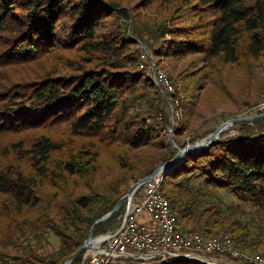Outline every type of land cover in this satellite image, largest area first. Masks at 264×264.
Returning <instances> with one entry per match:
<instances>
[{"label":"trees","instance_id":"1","mask_svg":"<svg viewBox=\"0 0 264 264\" xmlns=\"http://www.w3.org/2000/svg\"><path fill=\"white\" fill-rule=\"evenodd\" d=\"M137 41L154 59L190 66L184 77L174 66L167 74L184 116L173 140L184 148L178 137L202 117L210 87L230 99L226 70L250 82L264 64V0H0V264H65L132 181L175 156L166 102ZM239 125L238 136L226 130L183 158L160 189L182 230L225 231L264 253L263 227L234 219L211 193L264 214V117L255 129ZM123 211L94 236L115 229ZM49 234L60 245L43 256L29 239Z\"/></svg>","mask_w":264,"mask_h":264},{"label":"built area","instance_id":"2","mask_svg":"<svg viewBox=\"0 0 264 264\" xmlns=\"http://www.w3.org/2000/svg\"><path fill=\"white\" fill-rule=\"evenodd\" d=\"M141 58L147 61V70L159 80L160 92L169 115L166 132L170 141L171 137L174 138L176 128L175 95L171 86L151 68L150 54L143 52ZM157 179L158 175L139 188L129 200L120 224L115 229L94 238L83 257L84 260L89 259L87 264H157L172 256L200 257L213 264L217 263L216 257L228 252L233 254L235 264H264V260H251L249 255L240 256L233 249L219 247V238L206 237L197 231L188 233L177 230L174 224L176 215L169 213L170 202L157 194ZM211 256L216 257L212 259Z\"/></svg>","mask_w":264,"mask_h":264},{"label":"rangeland","instance_id":"3","mask_svg":"<svg viewBox=\"0 0 264 264\" xmlns=\"http://www.w3.org/2000/svg\"><path fill=\"white\" fill-rule=\"evenodd\" d=\"M150 56L153 57L152 55ZM154 64L164 71L167 70L168 71V72L166 71L167 74L171 73L170 69H172L171 68L172 66L176 68L175 69L177 71L176 74L178 72L179 73L182 72L183 77L190 72L189 71L190 66L188 62H186V64L185 62H177V61H172L170 63L169 61L164 59L163 60L154 59ZM254 71H255V79L249 82L245 78L243 72L240 71L239 69H231L229 71L226 70L229 76L227 79L224 78L225 87H223V91L226 94H228V97L230 96V99L228 101L227 100L221 101L219 99L220 90L217 87L211 86L207 92L208 95L203 97L204 99L203 104L199 103L200 104L199 109L202 117L191 123L189 129L184 131L181 137H178L180 142L182 143L184 142L186 144L185 141H188L189 139L190 142L188 144H192L191 143L192 138H195V141L193 143L200 141L211 134L210 133L208 135H205L207 134V132L218 128L222 123H224L227 120L246 118L249 116H257V115L261 116L259 118L264 117L262 116L264 114V92L262 93L257 92L259 88L264 89V64L256 65L254 67ZM179 107H180V101H179ZM166 113H167V106H166ZM182 121H184V116L181 113V118L178 120V125L180 124V122L182 124L183 123ZM249 125L251 129H255V126L252 125V122H249ZM239 132H240V125L236 124L228 128L225 136L226 137L238 136ZM186 146L187 145H185V147ZM136 181L135 180L132 181L130 183L129 188ZM211 193H215L216 196L221 198L223 207H227L228 210L234 213L232 215L234 219L239 218L238 221L243 223L252 222L253 225H255L256 227L262 226L264 229V214L257 212L255 209L251 208V206L241 205L239 201L229 193H225V192H211ZM216 196H214V198ZM126 205L127 202H124V204L121 206L124 209V211ZM123 214L121 216H123ZM121 218L122 217H119L118 219V225L120 224ZM197 232H202V231H197ZM231 236L235 238L236 246L239 247L241 245L240 242H242V239L233 234H231ZM29 242L31 247L35 248L43 256H49L51 253L57 250L60 245V239L58 237L53 236L52 234L45 236L41 241H38L36 239H29ZM25 243L26 242H24L23 244ZM243 243L245 244L244 239H243ZM254 253L264 255V253L261 250H256ZM84 255H85V251L82 253V260H80L79 264L88 263L89 259L84 260L83 259ZM215 257L216 256H211L212 259H214ZM236 264L239 263L237 262Z\"/></svg>","mask_w":264,"mask_h":264},{"label":"water","instance_id":"4","mask_svg":"<svg viewBox=\"0 0 264 264\" xmlns=\"http://www.w3.org/2000/svg\"><path fill=\"white\" fill-rule=\"evenodd\" d=\"M138 42V41H137ZM140 44V46L142 48H145V46L138 42ZM264 116V114L262 115ZM261 117L260 115L257 116H249L246 118H238V119H231V120H227L224 123H222L218 128H216L209 136H207L206 138L197 141L195 143L189 144L184 148H180L179 146H177L174 143V140L170 139V143L172 144V146L175 148L176 150V154L175 156L165 162L164 164L160 165L152 174H150L149 176L143 177L138 179L134 184H132V186L128 189V191L126 192V194L124 196H122V198L118 201V203L115 205V207L108 212L106 215L102 216L101 218H99L98 220H96V222L94 223L89 236L87 238V240L85 241V243L83 244V246L81 248H79L66 262L65 264H72L75 259L84 251H86L87 249L90 248L92 241L94 240L95 236H94V230L96 228V226L100 223L105 222L106 220H108L109 218H111L120 208L121 206L124 204V202L129 201L130 199H132L134 197V195L137 193V191L139 190V188L146 183L147 181L153 179L155 176L157 175H162L163 177H166V175L168 174V172H170L171 169H173L174 167L178 166L181 161L183 160V158L187 157L189 154L198 152V151H202L205 148H208L210 145L214 144L216 141H218L220 139V135L227 130L229 127L242 123V122H252L255 119Z\"/></svg>","mask_w":264,"mask_h":264},{"label":"bare ground","instance_id":"5","mask_svg":"<svg viewBox=\"0 0 264 264\" xmlns=\"http://www.w3.org/2000/svg\"><path fill=\"white\" fill-rule=\"evenodd\" d=\"M143 49H144L143 52L149 53L146 48H143ZM141 60L143 62L141 67L147 69V61H145L144 58H141ZM151 68L153 70H155L156 75H159L161 78H163V81L167 82L168 86H171V91H172L173 95H175V88H174L173 84L171 83L167 73L154 64L153 57H151ZM149 72H150V76H151L152 82L160 90L159 80H157V79H155V77H153L151 71H149ZM175 105H176V107H175V117H177L176 118V126H179L178 125V120L181 118V113H180V110L178 109V107H179V99L176 96H175ZM166 134H167V132H166ZM162 179H163V176L162 175H158V179H157V194L160 195V198L168 201V199L166 198V196L162 193V191L160 189L161 184H162ZM128 202L129 201H127V204H128ZM169 213H170V215H177V211H175L171 207V205L169 206ZM174 224L177 227V230L184 231L178 226L176 217H174ZM184 232L195 233L196 231H184ZM223 236L225 238H223ZM206 237L219 238V247H224V248H227V249H233L234 252H236L237 255H240V256L249 255L251 260H264V255L258 254V253H254V252L253 253L252 252H247V251L242 250L240 247L236 246L235 238H233L231 236V234H229V233H227L225 231H218V232H215V234H213V235H206ZM227 239H231V241H229ZM216 258H217V261H216L217 263L213 262V264H235L233 262V260H234L233 254L231 252L224 253V254H222V256L216 257ZM178 259L179 260L180 259L181 260H192V261L201 262V263H204V264H210L209 261H207V259H201L200 257H191V256H172V257H169V259L160 260V262L157 263V264H172L175 260H178ZM240 263H243V262H240ZM243 264H248V263L244 262Z\"/></svg>","mask_w":264,"mask_h":264}]
</instances>
